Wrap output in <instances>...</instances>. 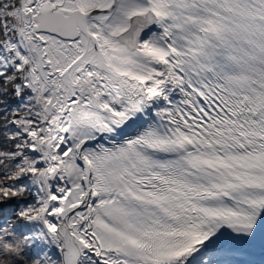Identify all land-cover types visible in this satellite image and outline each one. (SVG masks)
Masks as SVG:
<instances>
[{"label":"snow or ice","instance_id":"1","mask_svg":"<svg viewBox=\"0 0 264 264\" xmlns=\"http://www.w3.org/2000/svg\"><path fill=\"white\" fill-rule=\"evenodd\" d=\"M0 264H264V0H0Z\"/></svg>","mask_w":264,"mask_h":264}]
</instances>
